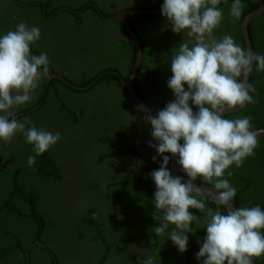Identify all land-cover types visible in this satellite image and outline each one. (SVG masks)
<instances>
[{"label": "trees", "instance_id": "16d2710c", "mask_svg": "<svg viewBox=\"0 0 264 264\" xmlns=\"http://www.w3.org/2000/svg\"><path fill=\"white\" fill-rule=\"evenodd\" d=\"M90 1L92 2V0H11L8 11H4L3 2L0 5V36L7 34L9 30H15L14 23L10 22L9 18L14 12L12 9L16 7L23 11L24 15L26 11H29L30 15L32 13L34 17L38 16L41 23L49 24V20L58 13L72 15L73 18L78 19L79 23H86L84 15L87 11L101 19L108 28L110 24L108 22L117 23L110 17L117 11L102 12L104 16H101L93 10L88 3ZM120 1V5L125 2L127 4L122 5V8L118 6L116 8L118 11L161 9L164 3V0ZM262 1L241 0L244 5L241 17L250 9L260 5ZM233 2L234 0H221L218 7L223 12V19L220 26L215 29L214 36L219 40L224 35H230L243 49L238 33L240 19L235 20L230 15ZM42 7H45V12L51 15H44ZM22 18L21 21L25 22L24 16ZM156 18L157 21H154ZM127 21L141 47L134 88L157 115L169 102L175 100L167 83L172 76L171 57L178 50L181 42H190V38L185 33L173 32L171 22H168L162 13L129 14ZM255 22L259 26V31L253 26ZM74 23H76L75 20L68 21L70 25ZM54 24L59 25V23ZM31 26L35 25L30 24L29 27ZM111 31H116L115 36L108 42H101L102 45L97 47L98 52H95L97 55H83L85 66H79L78 75L68 76L58 71L59 74L77 85L89 82L105 70H114L121 78L126 79L134 61V46L119 24L115 25V29L112 27ZM245 32L251 51L254 54L264 55V11L247 22ZM253 39H262V42L255 46ZM58 43L60 60L69 58L70 56L67 55H72L71 50L75 49L66 50L65 44L62 45L60 39ZM34 44L39 49L36 42ZM33 50L35 53L31 54L39 56L40 53L35 48ZM69 59L73 60L77 57ZM247 83L255 87V93L250 94L257 102L226 113L224 118L235 120L250 116L254 130L264 125V72H258L255 64L248 74ZM46 85L45 101L38 100L34 105L13 109L15 114H18L16 119L23 122L26 117L30 119L33 113L46 108L39 123H30L26 127L35 126L37 129L53 134L59 132L64 137L68 129L63 122L78 123L73 125L74 132L69 131L70 137L68 135L67 138L60 139L48 151L36 156V162L32 167L28 166V157L36 154L33 151V145L26 142L23 133L15 145L13 142L9 145L3 143L0 145V264H105V262L140 264V261L147 257L152 259L153 264H203L202 259H197V253L207 235L205 225L208 217L205 212L189 209L198 219L192 222L191 233L187 234L189 237L187 251L183 253L173 244L167 233L160 236L154 232V228L160 226V222L154 219V213L157 216L162 213L157 212L154 207L156 185L150 174L161 167L163 157L157 153L155 147L150 146L158 144L151 135V125L145 121L144 114L132 101L119 79L113 74H104L89 87L76 89L56 77H51ZM46 85L42 82V86ZM58 85L63 86L62 94L47 93ZM105 92L107 95L103 96ZM48 96L54 97L53 107L47 105ZM189 104L194 112L198 111L191 101ZM31 107H34L32 112L22 114ZM131 118H135L140 123V127H145L146 136L139 140L130 132L128 135L119 136L120 125L124 120ZM105 119H111L112 123H100ZM119 121L122 122L119 123ZM114 124L119 125V128L115 129L118 132V144L114 141L108 144L110 150L91 154L89 150L91 147L86 141L89 138L84 132H87V129L88 131L95 129L112 131L115 128ZM150 137L152 141L148 144ZM124 138L129 141L127 142ZM180 143L183 144V141L181 140ZM49 152L53 154L50 155ZM59 154H61V160L67 162L66 165L57 161ZM106 155L109 157L116 155L126 173L118 177L117 182L104 186L118 187L119 225L114 224L117 219L110 213V208L113 206L111 203L116 201L115 197L103 205L106 207L102 214L98 213L101 205L94 203L96 199L84 208L86 211L74 206L76 201L71 199V195L77 189L87 196L97 195L100 190H103L91 186V183H94V176L89 170L99 165L108 166L107 163H101L105 161L103 159ZM153 157H156L155 161ZM63 166H67L66 174L71 179L63 181ZM73 168H77V171ZM228 172L232 175L228 176ZM178 176L188 180L182 166ZM224 178L228 179L236 189V196L232 200L234 208L259 206L264 210V136L258 139L254 155L246 158L239 168L234 164L230 166L225 171ZM48 179L52 181L47 182ZM197 181L208 183L202 178H198ZM96 182V185L102 183L98 180ZM55 183L59 185L55 187ZM197 198L204 200L206 208L213 211L219 208L222 214L227 213L222 206H217L208 194L204 193ZM91 212H96L97 215L91 217ZM40 224H42L41 228ZM108 225H114L113 229L115 226L119 227V242L117 238L111 237L110 234L114 231L109 230L112 228ZM173 227L170 225L168 231L170 232ZM261 232L264 234V229ZM77 234H81L82 237L77 238ZM36 239H39L45 247L36 245ZM75 241H78L77 244L83 243L82 252L77 253ZM62 252L64 254L67 252L68 257H63ZM253 264H264V255L255 258Z\"/></svg>", "mask_w": 264, "mask_h": 264}, {"label": "clouds", "instance_id": "9594fccd", "mask_svg": "<svg viewBox=\"0 0 264 264\" xmlns=\"http://www.w3.org/2000/svg\"><path fill=\"white\" fill-rule=\"evenodd\" d=\"M220 3L221 0H164L161 8L162 15L172 24V31L185 33L190 42H181L171 57L172 76L167 83L175 100L156 116H144L151 125L152 137L158 142L150 146L163 157L161 167L150 174L156 185L154 207L162 213L159 216L154 213V219L160 222L154 232L160 236L167 233L181 253L187 251V234L191 233L192 222L198 219L189 209H197L208 217L207 235L197 253L198 260L202 259L203 264H253L255 258L264 255L261 232L264 210L259 206L233 210L236 189L224 177L230 166L239 168L246 158L254 155L261 133L252 129L250 116L235 120L224 116L233 109L257 102L250 94L256 89L246 78L253 64L258 72H264V55L243 50L230 35L215 38L214 31L223 19ZM243 7L241 0H234L230 15L239 20ZM40 35L38 26L29 27L21 22L15 30L0 36V141L11 144L17 133H23L36 154L28 157L29 167L34 166L36 156L61 139L59 132L26 127L31 122H19L13 111L30 102L41 80L48 78L47 54L37 56L30 51ZM190 101L198 111H193ZM165 153L179 157L178 164L188 177L186 182L183 177H173ZM198 178L214 185L209 195L217 206L227 209L226 214L219 208L216 211L206 208L204 200L197 198L204 194L195 183ZM170 225L174 227L169 232ZM140 264H153V261L147 257Z\"/></svg>", "mask_w": 264, "mask_h": 264}, {"label": "flooded vegetation", "instance_id": "af4514ba", "mask_svg": "<svg viewBox=\"0 0 264 264\" xmlns=\"http://www.w3.org/2000/svg\"><path fill=\"white\" fill-rule=\"evenodd\" d=\"M74 1H76V0H74ZM3 2L5 5L4 11H8L9 10L8 6L10 5L11 0H0V5ZM120 2H121L120 0H92V2L90 1L88 3L91 4L93 10L97 14L104 16V13H102V12H107V11L116 12V11H118V9H116L118 6L120 8H122L123 6H125V4H127L125 2V3L120 5L119 4ZM12 10H14V12L10 15L9 20H10V22L14 23L13 24L14 28H16L17 24L22 22L21 19L23 20V18H22L23 16L26 20L25 23L28 26L30 24H34L35 26L38 25V27L41 31V35H40L39 40L36 41V45L39 46V49L36 48V46L34 44L35 42H34L30 46V51H31V53H35L33 50L35 48V50H37L40 54H47V58L50 62L48 65V68H49L48 78L41 80L37 89L32 93L31 101L24 104V105H21V106L34 105L35 102L38 100L39 101H41V100L45 101L46 91L44 88L47 87L46 82L48 81V79L53 77V76H50L51 74H53V73L59 74L58 71H60L62 74H65L68 76L78 75L79 66H85L83 55L84 54H87L89 56L97 55L96 53L99 50L97 47L102 45L101 42L103 41L105 43V42L110 41L115 36L116 31H117V30L111 31L112 27H114V29H115V25H118L117 23L108 22V23H110V24H108L109 25V28H108L107 24H105L101 19L96 17L93 13L91 14L90 11H87L84 15L86 23L85 22L79 23L78 19L73 18L72 15H62L61 13H58L55 16H53L52 19L49 20V24H48L45 22L41 23V19L38 16L34 17V14H32V13L30 15L29 11H26L25 15H24V12L17 9V7L13 8ZM41 10H42V13H44V15H51V13L45 12V10H46L45 7H42ZM74 20L76 21V23L71 24V25L68 24V21H74ZM154 21H157V18ZM54 23H59V25L54 24ZM111 23L113 24V26ZM253 26L257 30L259 29V26L256 22L253 23ZM46 27H47V30L44 31V29ZM52 28H57V29L53 30ZM59 39L62 40V45L65 44L66 50L75 49V50H71L72 55H67V56H70L69 58H71V57L76 58L77 57V59L71 60V59L67 58V59L60 60V57H59L60 45L58 43ZM261 42H262V39H253V44L255 46L260 45ZM37 51H36V53L39 54ZM42 82L46 86H42ZM63 91H64L63 86L58 85V86H54L53 88H51L49 90V92H47V93H49V95H52L55 93L62 94ZM106 95H107V92H105L103 96H106ZM47 99L49 101V103L47 105H51V107H53L52 101H53L54 97L48 96L46 98V100ZM21 106H18V107H21ZM44 111H46V108H44L43 110L40 109L39 112L33 113L31 115L30 119H26L27 118L26 117L25 121H30L31 123H39V120L42 118ZM26 113H29V112H26ZM120 120H122V119L120 118ZM88 121H91V120H88ZM124 121H123L124 123L122 121H119V123L122 122V125H120V128H119V125L117 126L114 124L115 128H114V130L112 129V131L111 130L106 131L103 129H95L94 131H88V129H87V132H84V133H86L87 137L89 138L86 141H87V144H89V146L91 147V149H89L91 154H96V152H99V151L110 150V146H108V144H112V143H114V141H116L118 144V132L115 129L119 128V136L128 135L130 132L135 136L136 139L138 138V140L140 138H142L143 136L147 135L144 131L145 127H140V123L138 121H136L135 118H131V119L124 120ZM68 122L69 121H67L66 123L63 122L68 130L65 133V137H64V135L61 134V139L67 138L68 135L70 137L71 135H70L69 131L74 132L73 131V129H74L73 125L78 123V122L73 121L71 124H69ZM94 122L98 123L97 121H94ZM100 123H112V122H111V119H105L104 121H102ZM50 129L55 130L52 127H50ZM18 138H21V133H17L14 136V138L12 140L13 145L16 144V142L18 141ZM125 140L127 142L129 141L128 139H125ZM151 141L152 140L150 137V139L148 140L147 143L149 144V143H151ZM2 143L4 145H9V144L4 143L3 141H0V145ZM49 153H50V155L53 154L52 152H49ZM106 156L103 159L105 161L101 162V163H107L108 166L107 165H99V166H95V168L91 167V169L89 170L92 172V176H94V183L90 179L92 182L91 186L93 188H96V189L102 188L103 190H100L99 194H97V195L87 196V195H85V193H82L81 190L77 189L76 192L71 195V199L76 201V204L74 206L80 208L82 211H86L84 208H86V206L89 205L90 202H92L96 199V201L94 203H98L99 205H101L99 208L100 211H98V213L102 214L103 209L106 207L103 205L107 204V202H110L112 197H115L116 201L111 203V204H113V206L110 208V213L112 215H114V216H112L113 218L117 219V222L114 224L119 225V222H118L119 221V218H118V187L112 186L111 188H107L104 186L108 183H111V182H117L118 177L120 178L121 176L126 175V173L123 170V167H122L123 165H122L121 161L118 159V157H116V155H114L112 157H109V156L106 157ZM57 158H58L57 161L59 163L64 164V165L67 164L66 161L61 160V154H59ZM84 169H86V168H84ZM62 170H63V174H62L63 181L68 180L69 178L71 179V177L66 174L67 166H63ZM73 170L77 171V168H73ZM96 180L102 181V183L99 185H96V183H97ZM50 181H52V180L48 179L47 182H50ZM57 185H59V184L55 183V187ZM71 204L73 205L72 201H71ZM114 205H116V206H114ZM90 215H91V217H95L97 215V213L91 212ZM105 221H107V219ZM41 226H42V224H40V228H41ZM108 226L110 228H112L109 230L114 231V233L110 234L111 237L117 238L118 242H119V227L115 226V229H113L114 225H108ZM77 228H79V227H77ZM76 236H77V238L82 237L81 234H77ZM77 242L78 241H75L74 244H77ZM76 249L78 251L77 253L82 252L83 251V243L79 242L77 244ZM62 254H63V257H65V256L68 257L67 252H66V254H64L62 252ZM60 255H61V252L59 253V256ZM105 264H109V263L105 262Z\"/></svg>", "mask_w": 264, "mask_h": 264}, {"label": "water", "instance_id": "95a60500", "mask_svg": "<svg viewBox=\"0 0 264 264\" xmlns=\"http://www.w3.org/2000/svg\"><path fill=\"white\" fill-rule=\"evenodd\" d=\"M264 11V0L262 1V3L252 9H250L249 11H247L239 20L238 22V32L243 44V50L245 51H249L250 49V44L247 38V34L245 32V27L247 22L261 14ZM136 13H162L161 9L160 10H148V9H121L118 12H116L115 14H113L112 16H110L111 18H113L115 21L118 22V24L126 31V33L129 35L131 42L134 46V61L132 64V68L130 70L129 75L127 76L126 79H123L119 76V74L117 72H115L114 70H105L99 74H97L96 76H94L89 82H86L83 85H77L74 84L70 81H68L67 79L63 78L62 76L58 75V74H51L55 77H58L59 79H61L63 82H65L66 84L70 85L71 87H74L76 89H82V88H86L89 87L93 82H95L99 77H101L104 74H113L115 75L119 81L121 82V84L125 87L126 92L129 94L130 98L132 99V101L136 104V106L142 111V113L144 114V116L146 114L151 115V116H156L153 112V110L151 109V107H149V105L145 102V100L136 92L135 88H134V77H135V73L136 70L138 68V65L140 63V58H141V50H140V44L139 41L137 39V36L135 35V33L133 32V30L131 29L128 21H127V15L129 14H136ZM50 75V76H51ZM248 77V76H247ZM243 79V78H242ZM247 80V78H246ZM242 108V107H240ZM240 108H236L231 110L230 112H234L239 110ZM230 112H226V113H230ZM225 113V114H226ZM18 115H15V118H17ZM254 131H260V135L258 136V139L261 138L262 136H264V125L254 129ZM167 155L169 156V164H168V169L171 172V174L173 175V177H177L178 176V172L181 169V166L178 164V156H173L171 153H167ZM184 182H186L187 180H183ZM195 183L200 186L203 190L204 193L209 195L210 191H214V186L205 183V182H200V181H195ZM209 197L211 198V196L209 195ZM223 207V206H222ZM224 208V207H223ZM227 212V209L224 208ZM234 210V207H233ZM35 244L43 247L44 248V244L42 242L39 241V239L35 240Z\"/></svg>", "mask_w": 264, "mask_h": 264}]
</instances>
